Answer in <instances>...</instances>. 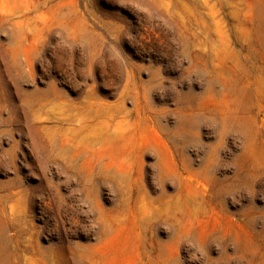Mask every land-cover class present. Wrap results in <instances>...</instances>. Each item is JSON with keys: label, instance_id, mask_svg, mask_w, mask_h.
I'll use <instances>...</instances> for the list:
<instances>
[{"label": "rangeland", "instance_id": "obj_1", "mask_svg": "<svg viewBox=\"0 0 264 264\" xmlns=\"http://www.w3.org/2000/svg\"><path fill=\"white\" fill-rule=\"evenodd\" d=\"M0 264H264V0H0Z\"/></svg>", "mask_w": 264, "mask_h": 264}]
</instances>
